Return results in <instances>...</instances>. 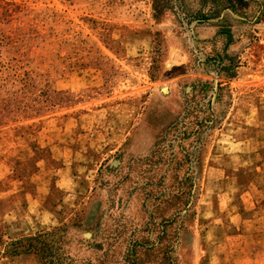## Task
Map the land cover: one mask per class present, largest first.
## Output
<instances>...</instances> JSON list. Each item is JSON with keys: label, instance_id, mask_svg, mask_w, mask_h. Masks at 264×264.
Here are the masks:
<instances>
[{"label": "rangeland", "instance_id": "1", "mask_svg": "<svg viewBox=\"0 0 264 264\" xmlns=\"http://www.w3.org/2000/svg\"><path fill=\"white\" fill-rule=\"evenodd\" d=\"M244 67L264 108V0H0V264H190L204 159L251 152L259 112L224 122ZM188 71L175 119L130 154Z\"/></svg>", "mask_w": 264, "mask_h": 264}, {"label": "crops", "instance_id": "2", "mask_svg": "<svg viewBox=\"0 0 264 264\" xmlns=\"http://www.w3.org/2000/svg\"><path fill=\"white\" fill-rule=\"evenodd\" d=\"M247 71L245 67L240 69L241 76L234 82L236 103L233 109L236 108L226 113L224 122L236 127L240 121L244 126L247 122L243 118L253 119L259 112L253 124L244 129L251 130V134H243L239 140L243 148L249 144L251 152L247 154L245 150H234L232 143L233 146L225 147L227 150L221 155L218 145L215 149L217 153L211 155L208 161L204 159L211 173L203 175L201 180L203 192L197 206L201 223L193 226L188 258L190 264H225L227 258L229 264H264V141L259 136V132L263 131L264 108L258 105L259 98L250 85L251 79L242 77ZM202 75L188 71L172 78L167 93L161 95V103L154 105L150 109L152 113L148 112L135 127L138 130L128 147L130 154L143 155L152 150L157 133L171 123L181 109L182 85L196 82ZM190 86L185 88L186 91ZM246 87L248 91H245ZM154 97L159 99L156 93ZM248 105L251 107L247 109ZM221 156L227 157V163L222 161ZM208 199L216 200L214 207L208 206ZM195 232H208V235L206 237L203 233L205 237L198 239Z\"/></svg>", "mask_w": 264, "mask_h": 264}]
</instances>
